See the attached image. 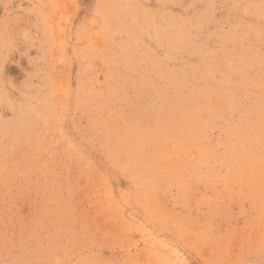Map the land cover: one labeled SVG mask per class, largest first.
Masks as SVG:
<instances>
[{"label": "rangeland", "instance_id": "1", "mask_svg": "<svg viewBox=\"0 0 264 264\" xmlns=\"http://www.w3.org/2000/svg\"><path fill=\"white\" fill-rule=\"evenodd\" d=\"M0 264H264V0H0Z\"/></svg>", "mask_w": 264, "mask_h": 264}]
</instances>
